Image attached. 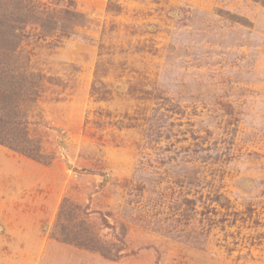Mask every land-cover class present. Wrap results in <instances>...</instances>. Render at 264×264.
<instances>
[{
  "label": "rangeland",
  "instance_id": "obj_1",
  "mask_svg": "<svg viewBox=\"0 0 264 264\" xmlns=\"http://www.w3.org/2000/svg\"><path fill=\"white\" fill-rule=\"evenodd\" d=\"M22 3L58 23L28 25L17 49L37 75L29 136L50 162L0 146V264H264V8ZM63 199L109 244L123 227L127 256L53 238Z\"/></svg>",
  "mask_w": 264,
  "mask_h": 264
},
{
  "label": "trees",
  "instance_id": "obj_2",
  "mask_svg": "<svg viewBox=\"0 0 264 264\" xmlns=\"http://www.w3.org/2000/svg\"><path fill=\"white\" fill-rule=\"evenodd\" d=\"M8 5V12H0V146L33 161L49 164L41 151L39 140L29 136L30 126H39V121L29 120L25 107L35 103L38 97L37 75L28 71L23 56L17 52L23 39V30L30 24L39 28L40 35L51 36L58 30V23L52 14L47 13L33 19L31 12L22 5V0H14ZM264 8V0H251ZM227 23L248 25L247 21L234 14L218 11ZM59 143H61L59 141ZM81 207L68 199H63L55 223L53 238L56 240L97 253L106 259L118 261L127 256L125 231L123 227L116 235V242L107 243L99 235L92 233L77 220L76 212ZM87 206L82 207L86 212ZM101 217L103 224L113 229L107 219Z\"/></svg>",
  "mask_w": 264,
  "mask_h": 264
}]
</instances>
